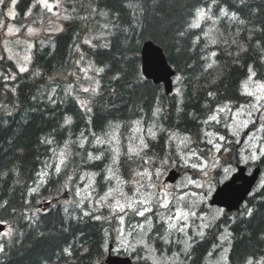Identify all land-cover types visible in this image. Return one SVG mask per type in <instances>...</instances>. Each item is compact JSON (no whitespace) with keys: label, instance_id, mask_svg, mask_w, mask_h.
Returning <instances> with one entry per match:
<instances>
[{"label":"trees","instance_id":"1","mask_svg":"<svg viewBox=\"0 0 264 264\" xmlns=\"http://www.w3.org/2000/svg\"><path fill=\"white\" fill-rule=\"evenodd\" d=\"M62 1L68 20L50 40L45 36L43 47L35 41L29 70L20 71L4 51L0 56V223L9 229L1 240L0 264H103L110 243H117L110 208L86 215V204L55 203L44 210L36 203L59 197L69 174L84 171L96 172L99 192L106 190L113 183L106 177L114 151L103 138L115 131L123 142L120 174L131 189L146 159L152 170L164 166L162 161L172 162L170 131L199 142L207 157L212 150L208 133L223 135L224 160L235 165L240 155L228 119L211 117L221 107L232 110L253 100L244 91L253 73L264 81V0ZM31 8L39 9L34 0H18L16 22L29 20ZM198 9L210 15L193 27ZM149 39L176 69L177 90L171 95L142 73L141 47ZM138 120L159 131L135 160L126 141ZM258 120L264 139V114ZM63 150L67 162L55 172ZM47 164L52 165L46 180L32 193ZM257 164L264 170V155ZM160 224L154 218L155 230ZM226 229L228 264L254 263L264 256V183H257L238 211H224L186 253L180 242L168 252H181L177 264H210L207 258L216 255L214 247ZM155 230L150 237L162 250ZM131 256L134 264H152L140 252Z\"/></svg>","mask_w":264,"mask_h":264},{"label":"rangeland","instance_id":"2","mask_svg":"<svg viewBox=\"0 0 264 264\" xmlns=\"http://www.w3.org/2000/svg\"><path fill=\"white\" fill-rule=\"evenodd\" d=\"M17 2L18 0L13 4L12 0H4L0 4V56L4 51L19 69L25 68L27 71L31 66L35 41H40V45L43 47L47 43L45 36H49L48 40H50L52 35L61 31L63 22L68 20L69 13L63 6L62 0H47L48 7L45 6L43 0H34V5L39 8L40 15L34 16V13L38 11L34 12V8H31L28 12L31 14L29 20L20 25L16 22L18 17ZM202 10L206 15L197 16V24L210 15L206 10ZM175 82L176 79H174V84ZM176 90L177 88H175ZM244 91L253 98L250 103L232 110L229 107H221L213 114L215 119H212L213 116L211 119L216 121H220L222 118L228 119V130L236 136L234 145L239 151L240 162L250 165V172L257 165L256 162L260 157L264 155V139L261 134L263 125L258 120L259 116L264 114V81L256 79L252 74L245 82ZM253 122L257 123L255 129ZM154 127H147L143 120L136 121L126 141L128 152L133 148L139 150L141 139L147 143L148 138L151 137L149 129L157 134L159 130ZM169 134L175 137L170 139L173 141V146L175 145L174 152H176L175 156L171 155L172 162L166 164L164 161L161 163L164 166L155 167L152 170L149 167V160L146 159L144 169L137 171L144 175L139 176L137 173L136 176L134 175L133 184L135 186L133 185L132 189L129 187L128 181L120 174L118 164L123 142L120 141L119 132L115 131L103 138V142L110 144L114 151L111 159V173L109 171L113 183L106 190L99 192L96 172L84 171L77 177L69 174L68 186L61 194L57 195L60 197L64 194L67 195L58 201L67 208L72 205L84 208L83 206L86 204L83 211L85 214L110 208V219H113L117 226V243L114 252L130 256L134 251L140 252L152 264L182 262L181 252L171 254L168 252L169 246L174 247L177 242H180L186 253L196 241L203 238L207 228L224 212L223 208L210 204L212 194L218 185L215 183V175L220 177V184L229 179L236 171L235 165L226 163L224 160L223 152L228 148L227 144H224L225 139H221L224 137L223 135H216L214 132L208 133L212 150H209L207 157L203 151L198 149L199 142H196L195 145L189 135L178 131H170ZM185 138H187V142ZM218 147L219 150H217ZM253 155L257 158L251 159L250 157ZM114 156H118V163H113ZM141 156H143L142 152L133 158L139 159ZM66 162L67 153L63 150L56 159L55 172H58L57 168L60 171ZM193 164H196L197 167L193 168ZM51 165L47 164L42 170L40 181L35 187H32V193L46 180ZM167 165L168 167L165 168ZM172 168L180 171L181 176L174 183H164V179ZM263 183L264 170L262 169L258 186ZM109 190H111V195H108ZM104 197L106 199H102ZM144 200L149 202L145 204ZM44 202L43 199L36 205L40 206ZM117 204L123 206V211L117 207ZM38 208L43 209L41 206ZM145 208L149 211H145L143 216L139 215L138 213L144 211ZM154 218L162 222L157 230H155ZM154 230L161 237L162 250L157 249L154 238L150 237V232ZM8 235L9 229L7 228L0 235V244L3 237ZM229 247L230 233L226 229L220 236V243L214 247L217 251L216 255L214 256L213 252L208 256L207 261L210 264H228ZM120 251H125L127 254H121ZM262 261H264V256L252 264H261Z\"/></svg>","mask_w":264,"mask_h":264},{"label":"water","instance_id":"3","mask_svg":"<svg viewBox=\"0 0 264 264\" xmlns=\"http://www.w3.org/2000/svg\"><path fill=\"white\" fill-rule=\"evenodd\" d=\"M141 68L143 75L154 83H162L166 94L174 88L175 68L169 63L164 49L152 39L143 42L141 47ZM261 174V166H256L252 173L247 172V166L237 163V171L232 176L219 184L210 199L211 205L224 207L227 211L238 210L246 200ZM180 172L171 169L165 182L174 183ZM66 196V194H64ZM49 204V203H47ZM6 224L0 223V234L5 231ZM113 244H110L108 254L103 264H133L130 256L114 254Z\"/></svg>","mask_w":264,"mask_h":264},{"label":"snow or ice","instance_id":"4","mask_svg":"<svg viewBox=\"0 0 264 264\" xmlns=\"http://www.w3.org/2000/svg\"><path fill=\"white\" fill-rule=\"evenodd\" d=\"M3 2H4V0H0V4H2ZM43 2L45 3V6L48 7V5H47V0H43ZM213 2L215 3V0H213ZM12 3L15 4V3H16V0H12ZM225 14H226L225 11L222 9V10H221V15H225ZM197 15L200 16V17H203L204 15H206V13H205L203 10L198 9V10H197ZM196 26H198V24H194V25H193V27H196ZM213 42H215V41H213ZM209 67H211V65H209ZM99 70L102 71V69H99ZM20 71L23 72V71H26V69H25V68H21ZM253 75H255V73H253ZM178 79H179V78H178ZM84 91H88V89H84ZM157 111H159V110H157ZM212 119H215V117L213 116ZM69 122H70V118H69L68 120L65 121V123H69ZM149 135H151L153 139L156 138V133L153 132L151 129H149ZM169 138H170V139H174L175 137H174V135H173V136H170ZM221 139H224V137H221ZM185 141L187 142V138H185ZM98 142H101V141H98ZM185 146H187V143H185ZM147 147H148V144L145 143V142L141 139L139 150H137V149H135V148L130 149V151L128 152V155H129L130 158H131V156H139V155L141 154V152L143 151V149H145V148H147ZM217 150H219V147L217 148ZM193 155H195V153H193ZM250 158H251V159H256L257 157H256L255 155H253V156L250 157ZM94 159H100V157H94ZM113 163H114V164H115V163H118V156H114V157H113ZM162 163H163V161H162ZM213 166H215V165H213ZM192 167H193V168H196L197 165H196V164H193ZM57 171H59V168H57ZM109 171H110V173H111V168L109 169ZM137 175L142 176V175H144V174H143V173H137ZM110 178H111V176H110V177H106V179H110ZM189 182L192 183L193 181H189ZM198 187H199V185H198ZM108 195H111V190H109ZM102 199H106V197H104V198H102ZM143 202L146 204V203H148L149 201H148V200H144ZM166 203H167V202L165 201V205H166ZM109 206H111V205H109ZM117 207H119L120 210L123 211V206H122V205L117 204ZM129 207H131V205H129ZM145 211H149V209L145 208L144 211H140L138 214L141 215V216H143ZM248 211H249V214H251V210L249 209ZM86 215H87V213H86ZM99 218H100V217H96V219H99ZM181 230H182V229H181ZM141 242H143V241H141ZM0 250H2V249H0ZM248 264H252V262H251V261H248ZM261 264H264V261H262Z\"/></svg>","mask_w":264,"mask_h":264},{"label":"bare ground","instance_id":"5","mask_svg":"<svg viewBox=\"0 0 264 264\" xmlns=\"http://www.w3.org/2000/svg\"><path fill=\"white\" fill-rule=\"evenodd\" d=\"M169 60V59H168ZM176 70V69H175ZM164 92H165V89H164ZM175 92V84H174V88H173V91L170 93V94H166V92H165V94L166 95H171L172 93H174ZM211 105V104H210ZM209 109H211V108H209Z\"/></svg>","mask_w":264,"mask_h":264}]
</instances>
